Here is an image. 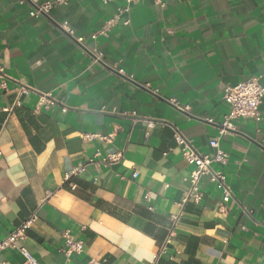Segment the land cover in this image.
<instances>
[{
  "label": "crops",
  "instance_id": "0c3cea01",
  "mask_svg": "<svg viewBox=\"0 0 264 264\" xmlns=\"http://www.w3.org/2000/svg\"><path fill=\"white\" fill-rule=\"evenodd\" d=\"M20 1L0 0L7 79L0 87V242L35 215L20 245L40 264L153 262L191 171L173 129L199 154L213 156L209 141L229 111L224 88L252 78L264 87V0H164L162 7L152 0H77L38 19ZM126 8L107 37L91 39ZM91 49L103 64L87 54ZM20 87L31 92L20 94ZM40 95L56 104L36 110ZM260 112V123L240 119L220 139L227 166L211 165L224 170L232 193L226 213L216 212L221 193L203 177L200 204L183 208L172 244L179 254L158 264H264V99ZM85 135L112 140L88 142ZM95 151L121 152L123 159L86 167L70 191L64 174ZM65 231L83 242L82 253L64 255ZM22 263L17 250L0 252V264Z\"/></svg>",
  "mask_w": 264,
  "mask_h": 264
},
{
  "label": "built area",
  "instance_id": "2783aa9c",
  "mask_svg": "<svg viewBox=\"0 0 264 264\" xmlns=\"http://www.w3.org/2000/svg\"><path fill=\"white\" fill-rule=\"evenodd\" d=\"M77 0H21L20 5L28 3L30 5V10L28 16L33 19L38 18H48L50 12L62 6H67L71 2ZM127 5L131 4L136 0H124ZM153 3L159 7L164 5V0H152ZM108 0H103V3H107ZM126 8L124 11H118V13L107 23L103 25L96 33L91 36L94 41L98 37H107L110 30L117 25L120 21V16L122 13L127 12ZM128 24V21L125 22ZM58 27L69 37L75 40L79 45L82 43V38L75 36V31L66 23L58 24ZM87 54L93 59L95 63L103 64L102 53L96 49H91L87 51ZM0 87L2 89L6 88L7 79L3 75L2 69H0ZM19 93L23 95H28L31 91L27 87H20ZM264 99V87L259 84V78H252L248 81L239 83L235 86H226L223 91L222 100L229 107L228 114L224 117L223 121L217 125L218 136L209 141V146L214 150V155H202L199 154L191 145L190 141L186 139L182 133L178 130L173 129V139L175 141L176 147L179 154L186 162V164L191 167L190 173L183 178V183L186 184L187 189L181 199L177 202L176 206L178 208V213L173 214L169 217V226L166 229V234L163 241L160 243L158 251L155 256V260L148 264H158L162 257L168 256L170 260H173L178 251L173 250L172 244L178 235V229L180 226V221L182 218L183 208L188 203H193L199 205L202 200V194L199 189V183L203 177H208L210 183H212L215 188L220 191L222 199L221 203L218 205L216 212L218 214L226 213V205L232 198V193L230 188L226 184V176L224 170H213L211 165L214 163L219 165L221 168H225L229 161V155L227 152L223 151L220 147V139L226 135H230L235 132V122L240 119H252L256 123H260L262 120V115L260 112V107ZM168 103L172 105L179 112H189L188 106H182L174 100H169ZM56 104V101L50 95H40L38 99V105L36 110L40 107L48 108ZM19 107L20 103H16ZM62 111H66L65 108ZM211 122V121H210ZM155 127V122L148 121L147 128L151 129ZM101 141L104 143H111L112 136H101V135H85L84 141ZM123 159V153L115 152L106 155H101L100 151H95V153L86 159L85 163L81 166L72 168L69 172L65 173L63 176V185L66 186L70 191H75L77 185L75 179L79 178L86 167L96 166V167H110L114 164L119 163ZM138 171L132 167V178L135 179L138 176ZM167 187V186H166ZM148 199V195L146 196ZM35 215L29 217L27 220L20 223L13 231H11L1 242H0V252L11 249L17 250L23 258L22 264H40L39 261L22 245L26 240V232L35 223ZM64 240L65 248L63 253L65 256L69 257L72 254H80L83 252V242L74 239L73 235L69 231H65L62 235ZM93 264H102L96 263Z\"/></svg>",
  "mask_w": 264,
  "mask_h": 264
}]
</instances>
